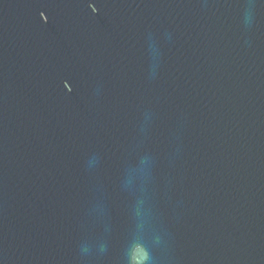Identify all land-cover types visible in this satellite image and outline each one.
<instances>
[{
  "label": "water",
  "instance_id": "water-1",
  "mask_svg": "<svg viewBox=\"0 0 264 264\" xmlns=\"http://www.w3.org/2000/svg\"><path fill=\"white\" fill-rule=\"evenodd\" d=\"M0 264H264V0H0Z\"/></svg>",
  "mask_w": 264,
  "mask_h": 264
}]
</instances>
